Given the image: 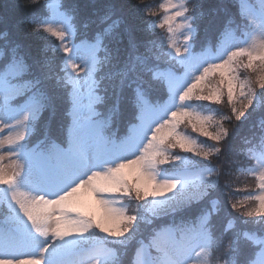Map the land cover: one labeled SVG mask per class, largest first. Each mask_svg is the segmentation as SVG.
Listing matches in <instances>:
<instances>
[{"label": "snow or ice", "instance_id": "1", "mask_svg": "<svg viewBox=\"0 0 264 264\" xmlns=\"http://www.w3.org/2000/svg\"><path fill=\"white\" fill-rule=\"evenodd\" d=\"M6 7L0 264H264V0Z\"/></svg>", "mask_w": 264, "mask_h": 264}, {"label": "trees", "instance_id": "2", "mask_svg": "<svg viewBox=\"0 0 264 264\" xmlns=\"http://www.w3.org/2000/svg\"><path fill=\"white\" fill-rule=\"evenodd\" d=\"M12 2H13V0H0V14L9 15V16L13 15L11 9L6 7L7 5L11 4ZM64 2L67 5V4L71 3V0H64ZM145 2L153 3V0H145ZM2 27H4V25H0V28H2ZM9 27H10V25H9ZM209 35H212V33H209ZM204 39H205V33L202 30L200 33L199 40H200V42H203ZM212 39H213V42H215V36L214 35H212ZM240 75H241V78L243 79V77L245 75H250V73H248L244 70H241ZM212 107L220 108L222 111H224L226 113L229 111L226 106L212 105ZM262 117H264V111L257 110L244 123L235 122L238 124L237 129H236L237 133L239 134L236 138L237 141L239 140L240 136H244L247 133V130H248L250 125L257 124ZM189 131H190V129H189ZM193 135H195V134H193ZM201 139H204V138L201 137ZM226 179L231 180L233 183V191L235 192L234 199L242 200L245 193L248 191H252L254 188V181L252 178L246 177L242 174H239L235 170H233L232 174L230 176H227ZM234 215L239 217V213H234ZM221 226H223V221L221 222ZM130 257H131V250H129V253L127 256L122 257V259L124 260V264H128Z\"/></svg>", "mask_w": 264, "mask_h": 264}]
</instances>
